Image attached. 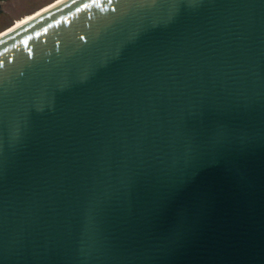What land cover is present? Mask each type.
Masks as SVG:
<instances>
[{
  "label": "water",
  "instance_id": "95a60500",
  "mask_svg": "<svg viewBox=\"0 0 264 264\" xmlns=\"http://www.w3.org/2000/svg\"><path fill=\"white\" fill-rule=\"evenodd\" d=\"M0 61V264H264V0H61Z\"/></svg>",
  "mask_w": 264,
  "mask_h": 264
},
{
  "label": "rangeland",
  "instance_id": "374dc122",
  "mask_svg": "<svg viewBox=\"0 0 264 264\" xmlns=\"http://www.w3.org/2000/svg\"><path fill=\"white\" fill-rule=\"evenodd\" d=\"M52 0H8L2 3L0 14V32L10 26L16 19L31 13Z\"/></svg>",
  "mask_w": 264,
  "mask_h": 264
},
{
  "label": "bare ground",
  "instance_id": "6f19581e",
  "mask_svg": "<svg viewBox=\"0 0 264 264\" xmlns=\"http://www.w3.org/2000/svg\"><path fill=\"white\" fill-rule=\"evenodd\" d=\"M61 0H53L43 6H41L40 8L34 10L33 12L31 13H28V14H25L23 16H21L19 19H16L10 26H7L6 29L2 30L0 32V34H2L3 32H5L6 30H10L16 26H19L20 24L26 22L27 20H29V17L30 19L34 16H36L37 14L43 12L44 10L50 8L51 6H53L54 4H57L58 2H60Z\"/></svg>",
  "mask_w": 264,
  "mask_h": 264
},
{
  "label": "flooded vegetation",
  "instance_id": "af4514ba",
  "mask_svg": "<svg viewBox=\"0 0 264 264\" xmlns=\"http://www.w3.org/2000/svg\"><path fill=\"white\" fill-rule=\"evenodd\" d=\"M53 1V0H52ZM8 2V0H0V14L3 13V10H2V3H6ZM51 2V1H50Z\"/></svg>",
  "mask_w": 264,
  "mask_h": 264
},
{
  "label": "snow or ice",
  "instance_id": "6c2138e0",
  "mask_svg": "<svg viewBox=\"0 0 264 264\" xmlns=\"http://www.w3.org/2000/svg\"><path fill=\"white\" fill-rule=\"evenodd\" d=\"M92 2L93 3H96L97 2V0H92ZM109 2H111V0H109ZM83 7H89V5L88 4H84V5H82ZM77 11H79V9H77ZM29 19H30V17H29ZM3 63V61H0V64H2Z\"/></svg>",
  "mask_w": 264,
  "mask_h": 264
}]
</instances>
